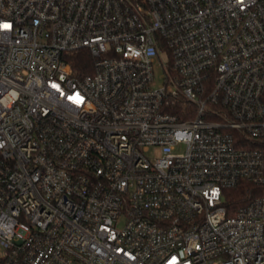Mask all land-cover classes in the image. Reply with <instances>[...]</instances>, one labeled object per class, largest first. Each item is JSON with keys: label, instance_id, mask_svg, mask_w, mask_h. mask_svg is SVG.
<instances>
[{"label": "built area", "instance_id": "built-area-1", "mask_svg": "<svg viewBox=\"0 0 264 264\" xmlns=\"http://www.w3.org/2000/svg\"><path fill=\"white\" fill-rule=\"evenodd\" d=\"M241 180L264 182V0H0V264H264Z\"/></svg>", "mask_w": 264, "mask_h": 264}, {"label": "trees", "instance_id": "trees-1", "mask_svg": "<svg viewBox=\"0 0 264 264\" xmlns=\"http://www.w3.org/2000/svg\"><path fill=\"white\" fill-rule=\"evenodd\" d=\"M90 62L91 56L87 51L83 50L74 56L72 65L77 71L84 73L87 71ZM174 111L179 112V109H175ZM223 194L224 204L228 211L232 213L236 208L246 204L253 197L264 195V182L257 185L241 180L234 187L224 190Z\"/></svg>", "mask_w": 264, "mask_h": 264}, {"label": "rangeland", "instance_id": "rangeland-1", "mask_svg": "<svg viewBox=\"0 0 264 264\" xmlns=\"http://www.w3.org/2000/svg\"><path fill=\"white\" fill-rule=\"evenodd\" d=\"M162 82V69L159 67H156L154 69V81L153 85H159Z\"/></svg>", "mask_w": 264, "mask_h": 264}, {"label": "snow or ice", "instance_id": "snow-or-ice-1", "mask_svg": "<svg viewBox=\"0 0 264 264\" xmlns=\"http://www.w3.org/2000/svg\"><path fill=\"white\" fill-rule=\"evenodd\" d=\"M3 27H4V28H7V27H9V25L5 24V25H3Z\"/></svg>", "mask_w": 264, "mask_h": 264}]
</instances>
